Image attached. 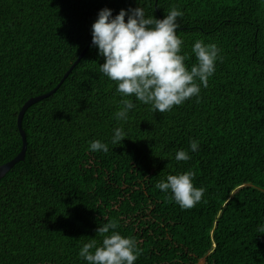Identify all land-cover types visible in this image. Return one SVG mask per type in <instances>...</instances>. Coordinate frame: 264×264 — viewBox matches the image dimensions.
Returning <instances> with one entry per match:
<instances>
[{"label":"trees","instance_id":"obj_1","mask_svg":"<svg viewBox=\"0 0 264 264\" xmlns=\"http://www.w3.org/2000/svg\"><path fill=\"white\" fill-rule=\"evenodd\" d=\"M105 7L182 11L185 66L197 40L222 57L199 97L163 113L122 97L92 45ZM86 46L24 113L25 156L0 178V264H87L80 248L99 246L109 222L136 241L134 264H264V0H0V165L22 149V105L56 87ZM123 99L135 107L117 120ZM116 128L125 139L112 144ZM93 140L108 152L91 151ZM179 150L190 158L176 161ZM188 171L205 192L181 209L155 185Z\"/></svg>","mask_w":264,"mask_h":264},{"label":"clouds","instance_id":"obj_2","mask_svg":"<svg viewBox=\"0 0 264 264\" xmlns=\"http://www.w3.org/2000/svg\"><path fill=\"white\" fill-rule=\"evenodd\" d=\"M182 16L183 12L176 8L169 10L163 19L146 18L141 7L121 9L115 16L107 7L99 11L92 24V45L105 60L100 64V72L117 83L116 91L122 97L134 96L163 113L193 96L199 97L201 86H208L217 60L222 59L220 49L214 43L197 40L191 49L197 63L189 70L184 63L186 54H180L183 41L176 34L180 27L178 18ZM121 103L116 119L126 120L135 105L131 99H123ZM124 139L123 130L114 129L111 143L118 144ZM190 149L197 151L198 141H191ZM90 150L107 153L109 148L107 143L93 140ZM189 158L185 150L175 153L176 161ZM193 176L191 171L169 174L155 187L170 192L181 209H190L201 202L205 192L204 188L194 186ZM116 228L115 222L100 224L96 232L102 242L99 246L96 240L84 243L79 257L87 264H134L140 254L136 241L114 231ZM259 231L264 233V227H259Z\"/></svg>","mask_w":264,"mask_h":264},{"label":"water","instance_id":"obj_3","mask_svg":"<svg viewBox=\"0 0 264 264\" xmlns=\"http://www.w3.org/2000/svg\"><path fill=\"white\" fill-rule=\"evenodd\" d=\"M87 46L83 49L82 53L80 54V56L78 57V59L76 61H74V63L69 67V69L66 71V73L63 75L62 79L60 80V82L56 85V87H54L53 89H51L50 91L40 94V95H35L30 97L21 107L19 113H18V127L19 130L21 132V136H22V140H23V144H22V149L21 151L16 155L15 158H13L12 160L3 163L0 165V178L14 165L15 162H17L18 160L22 159L25 156V152L27 149V139H26V134L24 129L22 128V119L24 116V113L26 111V109L33 103L48 97L49 95H51L52 93H54L56 91V89L61 85V83L65 80V78L68 76V74L70 73V71L73 69V67L76 65V63L78 62V60L82 57V55L85 53Z\"/></svg>","mask_w":264,"mask_h":264}]
</instances>
